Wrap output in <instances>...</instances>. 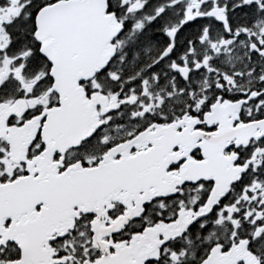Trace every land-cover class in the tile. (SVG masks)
I'll use <instances>...</instances> for the list:
<instances>
[{
    "label": "snow or ice",
    "instance_id": "6c2138e0",
    "mask_svg": "<svg viewBox=\"0 0 264 264\" xmlns=\"http://www.w3.org/2000/svg\"><path fill=\"white\" fill-rule=\"evenodd\" d=\"M0 264H264V0H0Z\"/></svg>",
    "mask_w": 264,
    "mask_h": 264
}]
</instances>
